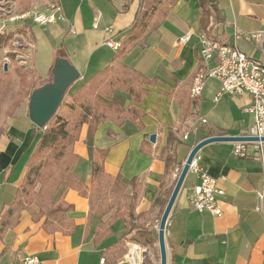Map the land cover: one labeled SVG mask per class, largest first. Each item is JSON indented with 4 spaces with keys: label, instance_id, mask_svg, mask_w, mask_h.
<instances>
[{
    "label": "crops",
    "instance_id": "0c3cea01",
    "mask_svg": "<svg viewBox=\"0 0 264 264\" xmlns=\"http://www.w3.org/2000/svg\"><path fill=\"white\" fill-rule=\"evenodd\" d=\"M144 1L57 0V24L46 33L61 38L66 45L62 43L58 53L53 54L39 80L49 79L56 58L68 60L79 73L71 89L110 66L116 50L105 41L120 43L124 39ZM43 2L35 7L39 12L48 9ZM209 4L217 10H211L205 31L209 39L234 43L239 34L235 41L238 49L264 63V35L249 37L264 33V0H211ZM200 18L199 0H161L155 7L145 32L121 58L149 80L147 94L139 104L117 89L111 99L98 95L107 105L114 102L122 108L136 107L143 115L142 129L131 120L121 125L105 121L95 132L91 125L83 124L73 144L77 157L72 169L73 186L61 195L73 207L62 220V229L46 231L42 227L44 216H39L38 207L31 205L29 210L21 211L16 223L0 232V264H23L28 257H35L38 264H159L158 226L162 213L154 201L161 186L171 194L185 162L165 175V162L159 155L168 133H175L180 142L178 159L186 160L202 140L240 136L253 123L252 114L245 111L251 105L250 97L223 94L215 101L220 88L215 79L206 80L199 98L190 97L193 78L204 67L199 56V37L205 35ZM96 23L98 28L94 29ZM23 25L27 26L21 23L19 27ZM106 26L112 28L111 34L104 33ZM186 34L189 41L177 44V39ZM4 121L5 132L0 135V218L15 199L27 170L26 160L39 139L28 119L27 105L0 123ZM187 132L189 137L183 141ZM151 134L156 136L154 143L149 142ZM97 150H105L103 170L113 178L121 177L126 184L125 194L132 193L127 183L134 177L138 179L140 192L135 218L130 222L124 205L118 212L117 206L112 207L101 217L90 214L88 200L80 194V186H91V161ZM231 151V142H214L198 152L200 166L220 179L224 189L219 204L222 215L194 210L191 202L199 180L188 172L165 226L166 264H264V215L258 211L264 162L252 156L250 146L245 158L232 156ZM120 213L125 216L123 220ZM141 228L150 233L151 243L142 244L138 237Z\"/></svg>",
    "mask_w": 264,
    "mask_h": 264
},
{
    "label": "trees",
    "instance_id": "16d2710c",
    "mask_svg": "<svg viewBox=\"0 0 264 264\" xmlns=\"http://www.w3.org/2000/svg\"><path fill=\"white\" fill-rule=\"evenodd\" d=\"M18 1L23 7L29 3V0ZM146 1H144V7L140 10L135 23L120 42L110 66L96 71L74 89L70 88L59 109L44 128L39 129L31 124L32 128L37 130L39 139L33 152L26 160L27 170L23 182L16 190L15 199L2 213L0 232L16 223L21 211L29 210L31 205L38 207L39 216H44L42 227L46 231L55 232L62 229V220L67 213L73 210V207L63 201L61 195L67 188L73 186L72 169L77 160L73 153V144L78 140L83 124L91 125V131L95 132L98 125L105 121L121 125L125 120H131L137 124L139 130L142 129L141 117L143 115L136 107L122 108L114 102L107 105L98 98V95L105 99H111L114 90L117 89L129 95L133 103L139 104L147 94L148 89L145 86L150 83L149 80L140 71L128 67L121 60L129 47L145 32L150 16L161 0H151L152 4H147L148 1ZM199 1L201 27L205 36L209 38L205 31L209 27L211 10H217L209 4L211 0ZM7 39L0 36V48ZM61 57L63 56L61 55ZM15 75L18 78V89L4 112L5 117L8 118L14 116V111L25 102L34 89L51 81V72L47 81H40V77L35 71L31 74L21 68L15 69ZM9 88L8 73L0 74V109L4 92ZM4 130L0 127V135L5 132ZM179 145L180 142L175 133L169 132L166 144L159 155L165 162V175L170 173L174 166H181L185 161L179 160L177 157L176 151ZM105 154V150L94 151L91 161V186L90 188H81L80 186V194L88 200L90 214L96 213L101 217L112 207L117 206L116 212H118L124 205L126 217L130 222L135 218L134 207L140 192L138 179L134 177L127 183L131 186L132 193L125 194L126 184L122 182L121 177L113 178L104 172ZM169 195L170 191L164 190L161 186L154 201V206H157L161 213ZM120 214V218L123 220L125 216L123 213ZM138 233L139 239L143 240V245L152 242V237L146 229L141 228ZM96 235L99 236L97 233ZM121 253L124 251L122 250Z\"/></svg>",
    "mask_w": 264,
    "mask_h": 264
},
{
    "label": "built area",
    "instance_id": "2783aa9c",
    "mask_svg": "<svg viewBox=\"0 0 264 264\" xmlns=\"http://www.w3.org/2000/svg\"><path fill=\"white\" fill-rule=\"evenodd\" d=\"M54 4H50L47 7L46 12H28L24 15H20L17 18L22 21H31L40 26H46L53 24L57 15L60 13V7L57 0H51ZM94 29L98 28L97 24H94ZM105 34H111L112 28L106 26L103 28ZM263 34H250V39H257ZM240 35H235V41L239 40ZM190 39L188 34L183 35L177 39V44L184 45ZM200 39V51L199 56H206L208 58L207 69L204 71H198L193 80H201V87H199V93H192V86L190 89V97L197 99L201 96L206 80L215 79L219 82V92L215 98V101L223 94H230L235 96L248 95L251 99V105L245 110L252 114L253 123L246 131L242 132L240 137H252L258 138V141H242L232 143V156L238 158H245L248 156L249 146L252 148V156L262 163L264 162V142L260 139L264 138V87H259V77L256 72H253L254 60L253 57L247 56L241 52L234 43H227V47H216L212 43H207L204 40L202 34ZM105 45L113 50H117L120 46L119 42H115L112 39L105 41ZM26 62V60H25ZM205 123L204 119L200 120ZM189 137L187 132L186 141ZM201 157L197 153L190 166L189 172L197 176L199 184L195 187L193 199L191 202L192 207L197 212H209L215 217L222 215L220 209V202L224 196V189L219 185L220 179L214 178L208 174V172L200 166ZM258 198L260 200V207L258 211L264 215V174L263 185L260 192H258ZM104 259L101 261L103 263ZM23 264H38V260L35 257L25 258Z\"/></svg>",
    "mask_w": 264,
    "mask_h": 264
},
{
    "label": "rangeland",
    "instance_id": "374dc122",
    "mask_svg": "<svg viewBox=\"0 0 264 264\" xmlns=\"http://www.w3.org/2000/svg\"><path fill=\"white\" fill-rule=\"evenodd\" d=\"M42 1H44L43 3L46 7L49 6L50 2H52L50 4H54L51 0H29L28 5L23 7L19 4L18 0H0V36L5 39L9 37L3 42L2 47L0 48V74H3V64L7 63L8 72L6 73H8L10 78V88L8 91L4 92L5 94L1 104L0 122H2L3 118H8L5 117L4 112L10 105L18 89V78L15 75V69L21 68L27 72L29 71L31 74L35 71L38 76L45 74V71L48 70V63L51 61L53 54L58 53V50L63 43L61 38L56 39L46 33L49 27L57 24V21L53 24L40 26L29 20L22 21V19L17 18L28 12H39L35 7L37 4H41ZM21 23L26 24L33 35L28 30L27 26L23 25L19 27ZM63 44L65 46L66 42ZM33 67H35V70ZM75 84L76 82L71 87ZM28 100L29 97L22 105H27ZM0 127L6 128L5 121L4 123H0Z\"/></svg>",
    "mask_w": 264,
    "mask_h": 264
},
{
    "label": "water",
    "instance_id": "95a60500",
    "mask_svg": "<svg viewBox=\"0 0 264 264\" xmlns=\"http://www.w3.org/2000/svg\"><path fill=\"white\" fill-rule=\"evenodd\" d=\"M2 72H8L7 63L3 64ZM79 79V73L68 60L64 58H56L51 69V81L34 89L28 100L27 114L29 121L37 128H44L50 119L55 115L61 105L68 89ZM155 134L149 136V142L154 143ZM264 142V138L260 139ZM244 142L258 141V138L240 137V136H216L209 137L196 144L189 152L185 162L183 163L180 174L177 178L175 186L170 194L167 204L162 212V216L158 226V248H159V264H166V249L164 242V232L166 222L176 199V196L182 186V183L189 172V166L194 156L202 147L214 142Z\"/></svg>",
    "mask_w": 264,
    "mask_h": 264
},
{
    "label": "bare ground",
    "instance_id": "6f19581e",
    "mask_svg": "<svg viewBox=\"0 0 264 264\" xmlns=\"http://www.w3.org/2000/svg\"><path fill=\"white\" fill-rule=\"evenodd\" d=\"M204 40L207 41V43H212L213 45H216V47H227L226 43H221L212 39L207 38L205 35H202ZM201 61L203 62V68L199 71H204L207 69L208 65V58L206 56H200ZM253 72H256L259 77V87H264V63L254 60L253 63ZM199 87H201V80H193L192 82V93H199ZM187 133H185L182 136V140L186 138Z\"/></svg>",
    "mask_w": 264,
    "mask_h": 264
}]
</instances>
